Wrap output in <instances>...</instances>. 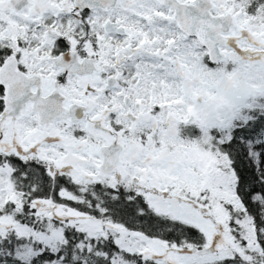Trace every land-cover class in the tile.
I'll return each mask as SVG.
<instances>
[{
	"label": "snow or ice",
	"instance_id": "1",
	"mask_svg": "<svg viewBox=\"0 0 264 264\" xmlns=\"http://www.w3.org/2000/svg\"><path fill=\"white\" fill-rule=\"evenodd\" d=\"M0 264H264V0H0Z\"/></svg>",
	"mask_w": 264,
	"mask_h": 264
}]
</instances>
